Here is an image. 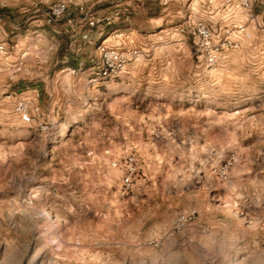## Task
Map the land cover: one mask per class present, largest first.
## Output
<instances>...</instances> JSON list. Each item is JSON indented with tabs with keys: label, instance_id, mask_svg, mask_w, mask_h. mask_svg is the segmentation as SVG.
Returning <instances> with one entry per match:
<instances>
[{
	"label": "rangeland",
	"instance_id": "374dc122",
	"mask_svg": "<svg viewBox=\"0 0 264 264\" xmlns=\"http://www.w3.org/2000/svg\"><path fill=\"white\" fill-rule=\"evenodd\" d=\"M203 1L0 0V264H264V0ZM101 47L140 57L93 83Z\"/></svg>",
	"mask_w": 264,
	"mask_h": 264
},
{
	"label": "built area",
	"instance_id": "2783aa9c",
	"mask_svg": "<svg viewBox=\"0 0 264 264\" xmlns=\"http://www.w3.org/2000/svg\"><path fill=\"white\" fill-rule=\"evenodd\" d=\"M204 4L215 5L220 4L228 8H233L234 12L238 15H251L254 7L253 0H204ZM69 2L63 1L54 4L44 13V19L48 25H57L61 21L67 18L68 24H72L76 21V16H83L85 25L89 29L93 30L101 26V24H111L113 22L114 15L103 14L100 17H96V14L89 15L85 7L77 5L76 12L72 18V12ZM119 15V13L117 14ZM244 27L242 26V29ZM244 30V29H243ZM192 31L196 36V46L201 55L205 56V61L209 67L216 66L221 60L222 51H228L229 49H237L238 44H223L218 46L215 41V35L212 29L202 21L191 24H184L181 26L180 32L186 33ZM89 35L85 34L84 38H88ZM140 57V52L137 50L120 51L118 49H107L101 47V62L97 73L92 82L97 83L100 80H111L118 78L124 73L128 66ZM16 114L20 121L24 124L33 125L42 116L41 108L38 104L32 103V100L20 101L16 107ZM194 213L190 215H182L178 219V223H184L191 219Z\"/></svg>",
	"mask_w": 264,
	"mask_h": 264
},
{
	"label": "crops",
	"instance_id": "0c3cea01",
	"mask_svg": "<svg viewBox=\"0 0 264 264\" xmlns=\"http://www.w3.org/2000/svg\"><path fill=\"white\" fill-rule=\"evenodd\" d=\"M146 263H148V264H156V263H157V259H155V258L148 259V260L146 261Z\"/></svg>",
	"mask_w": 264,
	"mask_h": 264
}]
</instances>
